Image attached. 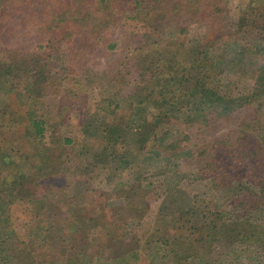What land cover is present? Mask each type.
<instances>
[{"label":"rangeland","instance_id":"obj_1","mask_svg":"<svg viewBox=\"0 0 264 264\" xmlns=\"http://www.w3.org/2000/svg\"><path fill=\"white\" fill-rule=\"evenodd\" d=\"M16 1L17 3L11 0L6 7L9 13L0 16V47L10 50L25 48L21 41L26 40L28 43V38H31L33 42L32 37L39 29L33 27L30 31L23 27L22 31H19L17 28L21 35L16 30L13 31L15 37L9 39L3 35L4 31H1L6 19L8 23L22 18L32 20L28 15L22 16V11L27 10L29 14H33V10L43 9L46 2L54 3L59 12L70 10L62 0ZM92 1L96 2L95 5L83 7V10L90 13L86 22L90 23L92 30H89L88 34L95 38L105 37L106 42L113 46L105 54L93 49L86 65L75 71L67 69L64 53L59 50L51 58L56 60L55 69L60 71L58 73L61 78L55 79L51 90L37 97H17L11 93L7 95L8 99L2 98L0 162L7 159L8 164L0 163V190L3 189V196L7 197L10 194L7 188L14 185L13 179L22 180L29 188L26 196L18 197L8 204L10 227L23 240L29 239L38 220L56 219L59 224V230L55 233L56 241H61V247H66L67 259L75 258L79 264H152L151 258L157 251L152 244L162 236L156 225L157 215L187 212L195 203L204 206L207 202L208 210L215 217L218 211L230 210L227 194L237 193L239 182L241 186H249L245 178L239 180L238 177H232L230 190L226 191L225 187L216 188L209 175L201 171L200 165L192 154L188 153L191 147L184 145L187 142V132L194 127L190 125V119L195 109L192 106L188 108L187 99H190V95L195 91L199 92L198 97L208 92L207 99L213 94L234 97L251 93L256 76L253 67L247 66L255 55L264 58V12L256 13L251 8H256L264 2L209 0V9L212 12L210 19V16L204 18L202 15L205 0H192L188 6L187 0H157L160 10L153 11L155 15L151 16L147 11L138 15L132 0H104L103 3H100V0ZM148 5L153 4L150 2ZM214 7H218V10L215 11ZM187 10H195L201 17L194 19ZM54 15L56 13L51 12L57 22ZM153 15L156 17L154 20ZM222 16L225 17L222 37L228 36L231 42L239 45L234 48L237 51L235 53L241 50L242 44H250L246 47L251 52L247 54L248 62L245 60L246 63L232 65L229 60L231 56L227 61L221 62L220 58L218 59L219 54H215L212 48L208 47L206 55H191L192 60L199 61L200 70L193 66L194 62H189L192 66L187 72L185 49L190 46L195 49L201 41L218 37V34L211 33L221 30L220 24L215 23L213 19ZM100 21L108 23L104 25ZM51 24L52 26L42 28L46 31V36L60 35L58 27H54L56 23ZM181 27L184 32H180ZM80 32L77 37L86 33V30ZM24 34L28 35L26 39ZM176 37H181L177 41H183L179 51L180 58L183 57L181 52L184 57L179 68L183 69L184 63L187 68L183 71V78L177 75L173 77L172 74L162 75L163 83L169 85L164 93L166 102L162 107L152 102H134L130 91L119 92L121 81L117 80L118 77L110 70L115 65L113 56L116 53L120 60H127L133 58L139 48L149 43L163 44L165 38ZM32 46L35 47V43L30 47ZM218 51L224 53V49ZM213 62L216 67L210 66ZM243 64L247 66L244 67ZM243 69H249L248 75L243 73ZM203 71L206 72L207 78L203 79L204 84L201 87L200 78ZM5 84L9 85L8 82ZM176 84L180 89L173 92ZM128 86L130 85L124 86L123 90H127ZM154 89L153 98L160 99L159 91L155 87ZM248 113L236 121H219L220 126L212 127L208 132L199 135L209 138L215 133L214 139L221 140L229 134L230 141L233 142L231 147L236 148L239 129H231L240 125V120L246 124L249 119L251 122L247 129L252 133L264 135V108L256 106ZM37 121L42 123L35 125ZM237 121L238 125L232 127ZM181 133H186V136ZM205 134L207 136H204ZM168 143L177 146L167 147ZM167 151H170L171 156ZM240 162L241 156H236L233 162L227 163H231L237 171ZM225 163L222 161L219 165L226 166ZM251 187L255 190L254 186ZM132 188L136 192L134 191L135 196L129 201L124 191L128 192ZM28 193L30 195H27ZM14 194H17L16 190ZM88 195H91L89 199L86 198ZM70 200L77 202V207L87 202L92 215L98 211V207L117 219L127 212L130 215L123 218L125 220L122 219L119 237L107 240L103 236L90 253L82 223L66 218L63 211L62 206L66 207ZM254 216L249 219L251 223H256ZM183 218L184 221H176L172 225L183 226L178 228L179 234L187 233L191 238L196 237L197 231L187 228V215ZM168 220L169 218L160 219L159 223L164 225ZM113 240L115 241L112 245ZM0 245L3 243L0 242ZM142 248L147 256L141 258L143 260H137L139 258H135L133 254ZM120 253L122 257L117 256ZM125 254L131 257L127 256L122 260ZM243 254L237 255L236 258L246 260L248 256ZM102 255L106 258L100 259ZM260 255L254 260L255 264H264V260L259 263L263 256ZM115 256L120 261H114L112 258ZM3 257L7 258L4 253L0 254V259ZM216 257L217 252H214L212 257L205 258V261H209L206 264H217L214 261ZM163 260L166 264H172L169 257Z\"/></svg>","mask_w":264,"mask_h":264},{"label":"trees","instance_id":"obj_2","mask_svg":"<svg viewBox=\"0 0 264 264\" xmlns=\"http://www.w3.org/2000/svg\"><path fill=\"white\" fill-rule=\"evenodd\" d=\"M11 0H0V16L9 13V9L6 8ZM16 3L17 1L14 0ZM65 2L66 7H70V10L59 12L55 7L56 5L45 3L43 9L33 10V14H29L27 10L22 11V16H30L32 20L19 19V21H13L4 24V28L1 27V31H4L3 35L9 39L15 37L17 28L22 31L23 27L27 30H32L33 27H37L39 31H36L34 37L21 41L25 48L20 50H10L4 47H0V102L4 99H8L7 95L13 93L15 95H27L29 97H37L45 93V91L51 90L55 79L61 78L58 70H56V63L51 58L57 51H62L66 59V65L68 70H78L86 65L89 61L88 56L91 51L100 50L102 53H107L112 44L106 42L105 37H90L88 34L90 23L88 24L87 17L90 13L83 10L84 6L94 4L92 0H62ZM104 0H100L103 3ZM107 1V0H105ZM134 7L137 10L138 15L142 11H147V14L151 16L153 11H158L157 0H132ZM159 1V0H158ZM183 2V0H180ZM203 1V0H202ZM202 9V15L204 18L210 16L212 19L211 11L209 9V0H205ZM152 2V6L148 4ZM157 2V3H156ZM264 2V0H263ZM192 3V0H187V6ZM23 4V2H22ZM183 5L184 3H177ZM218 6V5H217ZM256 6V5H255ZM98 9H102L98 7ZM198 7L195 8L197 10ZM256 13L258 11L264 12V3L258 5V7H252ZM188 11L190 16L194 19L201 17L195 12ZM217 11L218 7H214ZM37 11V12H35ZM220 11V9H219ZM52 13H56L55 18L57 22L51 16ZM66 12V13H65ZM69 12V13H68ZM199 12V11H198ZM63 13V15H61ZM136 13V14H137ZM214 13V12H213ZM221 13V12H220ZM255 13V14H256ZM137 15V17H139ZM155 15V14H154ZM153 15V20L156 18ZM65 16V17H64ZM136 16V15H135ZM196 17V18H195ZM152 20V21H153ZM215 23H219L220 32L212 31L213 35H219L211 40L201 41L200 45L195 49L190 46L184 53L187 52V67L179 68L182 63L184 54L180 58L179 47L183 46V41L179 38H165L163 44H157L155 42L149 43L144 47L138 49L137 53L133 55V58L120 60L119 56H113V62L116 60L115 65L110 68L113 74L117 76L119 83V92L130 91L134 102H152L157 106H161L166 102L164 93L167 91L169 85L163 83L162 75L167 76H180L183 78L185 75L183 71L187 68V72L194 62V67L200 70L199 61L192 60L191 55H197L205 53L209 48H212L213 52L218 55L221 62L227 61L230 57V62L233 64L248 62V50L250 44H242L240 51L234 50L239 45L230 41L229 37H222V26L224 25L225 17L219 19H213ZM2 20H0L1 23ZM104 25L108 22L100 21ZM114 22V21H113ZM213 22V21H212ZM213 22V24H215ZM51 23H56L54 27H58L60 32L52 37L46 36V31L42 30L44 27L52 26ZM117 24L116 21L114 22ZM8 24V25H7ZM86 30V33L81 34L80 31ZM180 32H184V28L181 27ZM14 31V32H13ZM18 31V30H17ZM18 31V33H19ZM11 32V33H10ZM10 33V34H9ZM21 35V33H19ZM25 35V34H24ZM23 36V34H22ZM25 35V39H26ZM35 43V47H30ZM215 43H217L215 46ZM63 44V45H62ZM218 45V46H217ZM211 46V47H210ZM27 48V49H26ZM90 48V50H89ZM218 49H224V53H218ZM232 51L231 53H229ZM234 51V52H233ZM120 53V52H118ZM251 53V52H250ZM229 55V56H228ZM198 57V56H197ZM199 58V57H198ZM192 60V61H190ZM259 61V63H257ZM220 62V61H219ZM245 62V63H246ZM198 63V65H197ZM241 63V64H242ZM247 64H243L244 67L252 68L256 81L251 93L248 95H236L234 97H228L225 94L210 95V99H207L208 92L201 94L198 97L199 92L195 91L190 95V99H187L188 108L194 107L195 111L191 115V126H194L189 132H187V142L184 146L189 148V154H192L198 165H200L201 171H205L209 175L210 180L216 188L225 187V190H230L232 177H238L239 180L246 179L249 186H241L238 183L236 192L233 195H228V202L231 205L230 210L218 211L213 216L209 209V203H205L204 206L199 203H195L193 207L188 208L187 212L179 211L178 213L163 215L159 214L156 225L162 233L161 238H158L152 246L156 248V252L153 254L150 263L166 264L163 260L169 257L172 264H206L209 261H205V258H210L217 252V257L214 261L217 264H255L254 260L257 255H263L259 263L264 260V135L250 132L247 128L250 119L247 123L243 124L240 120V125L233 123L232 127L238 125L233 129L237 130V142L238 147H231L233 142L230 141L229 134L221 140H215L212 134L209 138L200 137V133L208 132L212 127L220 126V122L236 121L244 114L251 111V109L258 107L264 108V58L254 56V59ZM210 66L216 67L215 62ZM202 70V69H201ZM249 69H243V73L248 75ZM121 73V74H120ZM206 77V72H202L200 78L201 87L204 84L203 79ZM207 78V77H206ZM5 82H8L6 86ZM128 86L127 90H123L124 86ZM155 88L159 91L160 99L153 98ZM151 88V90H150ZM176 89H172L176 92L180 89V86L176 84ZM132 89L133 94H132ZM150 90V91H149ZM15 101H16V96ZM4 98V99H2ZM209 101V102H208ZM18 102V100H17ZM112 102V101H111ZM19 103V102H18ZM118 106V105H117ZM254 113V112H252ZM250 114V113H248ZM42 122L37 121L35 125H40ZM243 124V125H242ZM197 125V127H195ZM186 136V133H181ZM204 136H207L205 134ZM66 140V139H65ZM193 141V143H190ZM182 142V141H181ZM192 144V145H191ZM177 146V144L175 145ZM174 144L168 143L167 147L174 148ZM192 149V150H191ZM170 155V151H167ZM230 158L227 159V156ZM171 156V155H170ZM236 156H241V162L235 171L234 166L228 161L233 162ZM169 157V156H168ZM6 159V158H5ZM169 159V158H168ZM167 159V160H168ZM226 162V166H220V162ZM0 163L4 165L8 164L7 159L1 160ZM10 163V162H9ZM248 175V177H243ZM240 176V177H239ZM13 186H10L7 190L10 194L7 197L3 196V189L0 190V254L7 256L0 259V264H79L75 258L67 259L66 247H61V241L57 240L55 233L59 230V224L56 223V219H42L38 220L36 225L32 229L31 235L28 240H23L15 233L14 229L10 227V214H9V202L26 196V192H29V188L26 187L25 182L22 180L12 181ZM251 186H254L255 190ZM16 190V195L14 194ZM131 191V193L129 192ZM126 192V198L131 201L134 197L136 190L132 188ZM135 191V192H134ZM27 195H30L29 193ZM91 195L86 197L89 199ZM9 198V200H8ZM84 198V200H86ZM88 202H90L88 200ZM77 202H70L68 205L62 206L66 218L80 221L86 231L87 248L90 250L98 245L100 240L105 236L107 240L110 238L115 239L119 237V230L122 228V219L129 216L130 213L121 214L120 218H115L111 213L101 210L98 207V211L92 215L88 210L87 202H83L81 207L75 205ZM76 206H74V205ZM134 213H132L133 215ZM187 215V228L197 231V235L194 238L190 237V234H179L178 228H183L182 225L175 226L176 221H184V216ZM252 215H255L256 223H251ZM171 216V217H170ZM246 216L247 218L245 219ZM115 218V219H114ZM168 223L160 224V219H167ZM125 220V219H123ZM172 227H168L171 226ZM189 226V227H188ZM173 235V236H172ZM115 240L111 242L113 245ZM223 241V242H222ZM106 244L108 242L106 241ZM146 244V243H145ZM90 248V249H89ZM59 249H61L57 254ZM222 249V250H221ZM162 250V251H161ZM164 251V252H163ZM120 252V251H119ZM55 253V254H54ZM241 253L246 254L248 258L239 259L237 255ZM206 254L208 257H205ZM243 254V255H244ZM121 255L120 254H117ZM126 255V256H125ZM123 255L125 259L128 254ZM135 258H141L147 256L142 248L139 252L133 254ZM156 255V257H155ZM233 255V256H231ZM260 255V256H261ZM117 256L113 257L114 261H120ZM105 255L100 256L102 259ZM119 257H122L119 256ZM227 257V258H225ZM225 258V259H224ZM213 259V258H212ZM143 260V259H141ZM161 261H165L162 263ZM257 262V261H256ZM138 264V263H137Z\"/></svg>","mask_w":264,"mask_h":264}]
</instances>
